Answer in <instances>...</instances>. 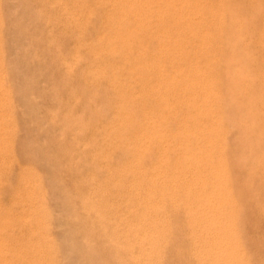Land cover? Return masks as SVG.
<instances>
[{
    "label": "rangeland",
    "instance_id": "obj_1",
    "mask_svg": "<svg viewBox=\"0 0 264 264\" xmlns=\"http://www.w3.org/2000/svg\"><path fill=\"white\" fill-rule=\"evenodd\" d=\"M232 5L204 55L166 0H0V264H264V10Z\"/></svg>",
    "mask_w": 264,
    "mask_h": 264
},
{
    "label": "bare ground",
    "instance_id": "obj_2",
    "mask_svg": "<svg viewBox=\"0 0 264 264\" xmlns=\"http://www.w3.org/2000/svg\"><path fill=\"white\" fill-rule=\"evenodd\" d=\"M86 1V0H85ZM170 12L175 17L177 24L184 36L181 41H175V45L196 47L205 50L204 55L210 48L223 46V32L226 24V17L231 10L236 11L233 0H166ZM264 10V0H262ZM253 8V7H252ZM217 32L219 34L217 35ZM180 37V36H179ZM251 47L259 50L260 69L255 71L258 78L264 82V15L260 20L259 30L249 39ZM202 56V55H201ZM203 57V56H202ZM155 59V58H154ZM125 64V63H124ZM5 77V76H4ZM1 82V81H0ZM19 86V85H18ZM21 86V85H20ZM207 87V86H204ZM22 88V87H21ZM20 91V90H19ZM21 93V91H20ZM19 94V93H18ZM18 94L16 96H18ZM209 94V93H208ZM20 95V94H19ZM23 97V96H22ZM208 99V98H207ZM205 101V100H204ZM2 119V117H1ZM33 135V134H32ZM4 137V136H2ZM255 141V140H254ZM6 144V143H5ZM1 150V147H0ZM175 158V157H174ZM262 158V157H261ZM210 160V159H209ZM120 161V160H119ZM116 162V161H115ZM9 164V163H8ZM214 168V167H213ZM247 168V167H246ZM245 170V169H244ZM241 171V170H240ZM6 173V172H5ZM180 173V172H179ZM161 175V174H160ZM195 179V178H193ZM169 182V181H168ZM2 183V182H1ZM187 183V182H186ZM136 185V184H135ZM192 187V186H191ZM5 188V187H4ZM147 189V188H146ZM192 189V188H191ZM10 190V189H9ZM11 191V190H10ZM13 195V194H12ZM188 196V195H187ZM193 199V197H192ZM198 200H200L198 198ZM24 204V202H21ZM41 203V202H40ZM214 203V202H213ZM197 206V205H196ZM211 206V205H210ZM198 207V206H197ZM47 208V207H46ZM212 208V207H211ZM210 208V210H212ZM54 209V208H53ZM188 209V208H187ZM195 210H197L195 208ZM194 210V211H195ZM187 212V211H186ZM197 213V212H196ZM205 213V212H204ZM203 213V214H204ZM217 214V213H216ZM129 215V214H128ZM212 215V214H211ZM192 217V216H191ZM74 218V216H73ZM207 218V217H206ZM209 218V217H208ZM208 220V219H207ZM24 221V220H23ZM28 221V220H26ZM182 221V220H181ZM152 222V221H150ZM201 222V221H200ZM208 222V221H207ZM145 223V222H144ZM193 224V223H192ZM199 224V223H198ZM205 224V223H204ZM220 226V225H219ZM217 226V227H219ZM139 227V225H138ZM202 227V226H201ZM134 228V226H133ZM228 228V227H227ZM211 229V228H210ZM213 229V228H212ZM225 229V228H224ZM49 231V230H48ZM224 231V230H223ZM135 232V231H134ZM213 232V231H212ZM203 233V232H202ZM218 233V232H217ZM32 234V233H31ZM219 234V233H218ZM135 235V234H134ZM137 235V234H136ZM139 235V234H138ZM137 235V236H138ZM158 235V234H157ZM215 235V234H214ZM225 235V234H224ZM204 236V235H203ZM143 237V236H142ZM28 238V237H27ZM217 238V237H216ZM222 238V237H221ZM26 239V238H25ZM215 239V238H214ZM4 240V239H3ZM140 241V240H139ZM224 241V240H223ZM2 241H0L1 244ZM65 242V241H64ZM214 242V241H213ZM217 243V242H216ZM72 244V243H71ZM196 245V244H195ZM218 245V244H217ZM148 246V245H147ZM222 246V245H221ZM224 246V244H223ZM222 246V247H223ZM195 247V246H194ZM227 247V246H226ZM58 248V246H57ZM62 248V246H61ZM66 249V248H65ZM150 249V247H149ZM205 250V249H204ZM207 250V249H206ZM2 251V250H1ZM4 251V250H3ZM223 251V250H221ZM213 252V251H212ZM42 253V251H41ZM70 253V252H68ZM73 253V252H72ZM148 253V252H147ZM75 254V253H74ZM217 254V253H216ZM5 255V254H4ZM65 256V255H64ZM84 256V255H82ZM207 256V255H206ZM133 257V256H132ZM152 257V256H151ZM235 258V256H232ZM8 258V257H7ZM149 258V257H148ZM64 259V258H63ZM68 259V257L66 258ZM66 259H64L66 261ZM139 259V258H138ZM213 259V258H212ZM221 259V258H220ZM6 260V258H5ZM8 260V259H7ZM69 260V259H68ZM84 260V259H83ZM216 261V259H214ZM230 260V259H227ZM235 260V259H234ZM4 261V260H3ZM64 261V262H65ZM148 261V260H147ZM63 262V261H62ZM76 263V261H74ZM144 262V261H143ZM149 262V261H148ZM5 263V261H4ZM3 263V264H4ZM8 263V262H7ZM150 263V262H149ZM70 264V263H69ZM145 264V263H144Z\"/></svg>",
    "mask_w": 264,
    "mask_h": 264
}]
</instances>
